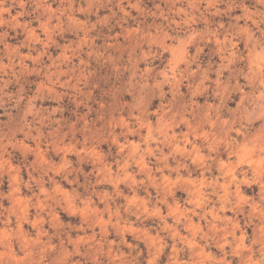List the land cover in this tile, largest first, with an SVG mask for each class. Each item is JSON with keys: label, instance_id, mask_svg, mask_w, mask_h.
<instances>
[{"label": "clouds", "instance_id": "1", "mask_svg": "<svg viewBox=\"0 0 264 264\" xmlns=\"http://www.w3.org/2000/svg\"><path fill=\"white\" fill-rule=\"evenodd\" d=\"M0 264H264V0H0Z\"/></svg>", "mask_w": 264, "mask_h": 264}]
</instances>
